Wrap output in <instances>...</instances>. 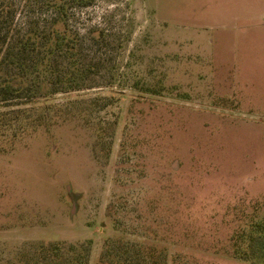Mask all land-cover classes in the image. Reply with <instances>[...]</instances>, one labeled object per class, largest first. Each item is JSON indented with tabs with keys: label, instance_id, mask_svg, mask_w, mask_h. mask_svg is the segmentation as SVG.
Listing matches in <instances>:
<instances>
[{
	"label": "rangeland",
	"instance_id": "rangeland-1",
	"mask_svg": "<svg viewBox=\"0 0 264 264\" xmlns=\"http://www.w3.org/2000/svg\"><path fill=\"white\" fill-rule=\"evenodd\" d=\"M15 1L18 31L48 36L51 0ZM84 1L80 60L58 55L0 128V264L49 243L89 264H255L238 253L264 225V0Z\"/></svg>",
	"mask_w": 264,
	"mask_h": 264
},
{
	"label": "trees",
	"instance_id": "trees-1",
	"mask_svg": "<svg viewBox=\"0 0 264 264\" xmlns=\"http://www.w3.org/2000/svg\"><path fill=\"white\" fill-rule=\"evenodd\" d=\"M27 6L31 0L25 1ZM71 2L86 4L84 0H51L49 7L56 9V17L50 24L49 34L41 37L44 33L39 25L31 26L27 32H19L17 29L18 3L15 0H0V105L5 107L14 103L18 108L0 111V128L9 130L24 123L26 113H29L28 99L30 92L37 89L35 76L46 70L51 76L59 72L55 66L58 55L66 59L80 60L82 49L79 36L68 25L69 6ZM22 5V3H21ZM20 5V6H21ZM65 23L64 30L55 28L57 23ZM42 40V41H41ZM43 55V56H42ZM42 56V57H41ZM79 78L76 82L86 80L87 74L83 67H79ZM70 75L65 77V84L71 86L73 80ZM68 79V80H67ZM35 94V93H34ZM35 96V95H34ZM30 116V115H29ZM256 222L251 231L242 235L248 243L245 249L239 251L241 259L255 264L264 262V225ZM111 244L107 246L111 251ZM39 251L31 257L26 264H89L86 245L71 246L69 249L62 244L49 243L38 247ZM65 250L69 255L66 257ZM144 253L136 252L133 257L116 259L110 264H149V259ZM105 255V254H104ZM105 256L101 258L105 262Z\"/></svg>",
	"mask_w": 264,
	"mask_h": 264
}]
</instances>
